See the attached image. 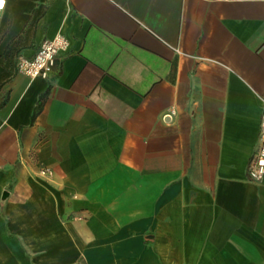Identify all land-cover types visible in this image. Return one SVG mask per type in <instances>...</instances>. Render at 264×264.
<instances>
[{
  "label": "crops",
  "instance_id": "crops-1",
  "mask_svg": "<svg viewBox=\"0 0 264 264\" xmlns=\"http://www.w3.org/2000/svg\"><path fill=\"white\" fill-rule=\"evenodd\" d=\"M263 104L264 0H5L0 264H264Z\"/></svg>",
  "mask_w": 264,
  "mask_h": 264
},
{
  "label": "built area",
  "instance_id": "built-area-1",
  "mask_svg": "<svg viewBox=\"0 0 264 264\" xmlns=\"http://www.w3.org/2000/svg\"><path fill=\"white\" fill-rule=\"evenodd\" d=\"M5 5L0 4V16L2 14ZM69 48L68 38L61 34H55L50 39H45L39 45L35 54L31 58L19 56L16 62L17 71L32 77H47L54 65L57 55L61 52H66ZM174 110H170L168 114H173ZM41 175L50 174V170L47 168L40 169ZM264 174V104L260 119V127L257 137L256 146L254 152L247 165V176L252 181L261 180Z\"/></svg>",
  "mask_w": 264,
  "mask_h": 264
},
{
  "label": "trees",
  "instance_id": "trees-1",
  "mask_svg": "<svg viewBox=\"0 0 264 264\" xmlns=\"http://www.w3.org/2000/svg\"><path fill=\"white\" fill-rule=\"evenodd\" d=\"M38 109H39V101H38V104H37V106L35 107V109L33 111V114L31 116V118H34V116H35L36 112L38 111Z\"/></svg>",
  "mask_w": 264,
  "mask_h": 264
},
{
  "label": "clouds",
  "instance_id": "clouds-1",
  "mask_svg": "<svg viewBox=\"0 0 264 264\" xmlns=\"http://www.w3.org/2000/svg\"><path fill=\"white\" fill-rule=\"evenodd\" d=\"M4 3V0H2V3H0V4H3Z\"/></svg>",
  "mask_w": 264,
  "mask_h": 264
},
{
  "label": "snow or ice",
  "instance_id": "snow-or-ice-1",
  "mask_svg": "<svg viewBox=\"0 0 264 264\" xmlns=\"http://www.w3.org/2000/svg\"><path fill=\"white\" fill-rule=\"evenodd\" d=\"M0 3H2V0H0Z\"/></svg>",
  "mask_w": 264,
  "mask_h": 264
}]
</instances>
